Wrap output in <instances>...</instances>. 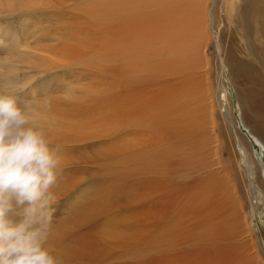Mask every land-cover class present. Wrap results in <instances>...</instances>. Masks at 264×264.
<instances>
[{
    "label": "bare ground",
    "instance_id": "bare-ground-1",
    "mask_svg": "<svg viewBox=\"0 0 264 264\" xmlns=\"http://www.w3.org/2000/svg\"><path fill=\"white\" fill-rule=\"evenodd\" d=\"M222 4L230 45L218 44ZM0 14L31 29L54 20L52 32L33 28L39 38L27 45L30 30L23 44L24 63L61 73L32 91L45 97L33 115L52 128L62 167L84 171L62 172L64 185L87 181L56 236L63 261L260 263L241 207L263 187L261 171L239 133L218 123L229 109L219 82L227 67L264 146V0H0ZM209 40L214 63L204 55Z\"/></svg>",
    "mask_w": 264,
    "mask_h": 264
},
{
    "label": "clouds",
    "instance_id": "clouds-1",
    "mask_svg": "<svg viewBox=\"0 0 264 264\" xmlns=\"http://www.w3.org/2000/svg\"><path fill=\"white\" fill-rule=\"evenodd\" d=\"M62 166L32 110L0 91V264H63L49 244Z\"/></svg>",
    "mask_w": 264,
    "mask_h": 264
},
{
    "label": "rangeland",
    "instance_id": "rangeland-1",
    "mask_svg": "<svg viewBox=\"0 0 264 264\" xmlns=\"http://www.w3.org/2000/svg\"><path fill=\"white\" fill-rule=\"evenodd\" d=\"M222 5L223 7H221L219 15H218L219 16L218 21L221 23L220 24L221 29L218 30V32L221 33L220 35L221 42L218 41V44L219 43L223 44V42L225 41V43L230 45V42H231V39L229 38L230 28H228L229 27L228 22H227L228 19L226 17V14H227L226 10H224V4ZM42 18L45 19L46 14L43 15ZM23 21L25 20L21 19L18 16V14H8V15L0 14V91L11 93L17 96L18 104L21 107H24L25 105H27L32 110V113H34L41 109V106H42V103L45 97L41 93H36V92L33 93L32 90L42 85L46 79L47 80L54 79L55 75H59L61 73L60 71H58L56 73L49 72L48 74L47 73L43 74V72H41L40 70L24 63L25 51L31 52V50L27 47V45H31V43H33L32 40H35L39 38L40 36L38 34L40 32H38L37 29L33 30V32H32V29L39 28L41 32L45 30L47 32H52V30H54V25H53L54 20L46 21L44 23H41V25H38V26H33L32 29L30 26H28L27 23L24 24ZM23 24L25 26H28V28L25 27ZM47 28H49L48 29L49 31L47 30ZM28 31L30 32L31 36L34 35L35 39L33 36L32 38L28 37L30 35ZM234 35L235 36L233 37H238V34L236 32ZM2 37H3V40H1ZM27 37H28V40L30 39L32 40L30 41L26 40ZM25 40L28 41L29 44L28 42H27V45L23 44ZM22 44L24 45V47L21 46L22 47L21 48L20 45ZM207 47L209 50H207L206 54L204 53V55L208 56L209 60H212L214 63L215 60L211 54H214V51H215V41H213L210 46L208 44ZM8 53H10L11 55L13 54L12 55L13 57L10 54L8 55ZM14 55L17 56V57L15 56L17 60L14 58ZM18 56L21 58H19ZM11 58H14V59L11 60ZM14 60H16V62ZM193 60L195 61L196 59H193ZM212 69H213V72H212L213 75L211 74L209 80L211 81L214 87V90H215L217 86V80H219L220 78L216 74V70L214 69V67H212ZM199 72L201 71H197L196 74H199ZM63 75L67 77L65 73ZM199 75L204 76L205 72L202 71ZM222 77H223L222 80H219V82L222 81L223 90H224L223 96H222L223 101L221 99V104L224 105L227 103L229 109L226 114H225L226 112L225 106H222V108L220 109V114L223 115V119L222 118L220 119V117L218 118L220 119L219 120L220 122L218 123V130L220 132L222 131L221 133L223 132L225 133L226 131L227 132L229 131L230 133L232 131V128H234V130L237 131L242 138L241 143L244 146V150H246L247 153L249 152L248 154H250L251 158L254 160V164H256L258 169L261 171V179L263 181V187L262 186L259 187L255 184L253 198H251L250 193L246 195V197L248 196L246 200H248L251 205L244 204V206L241 207V209H242L243 216H245L247 219L249 230L251 229L250 231H252V242H253V247L254 248L256 247L255 250L257 249L256 250L258 253L257 259H259L258 263L260 262L259 264H264V146L258 140V138L251 132L248 124L245 122L243 112L241 109V105H240V100L239 98L237 99V92L235 89V85L230 80L231 77L228 73L227 67H225V71L223 72ZM207 128H212V127L208 126ZM50 129L52 128H48V129L45 128V130H50ZM220 141H222L224 145L227 142L226 139H222ZM231 149L232 148H230V150ZM235 149L238 150V146L235 147ZM244 164L245 163H243V165ZM70 169H79L80 172H84L83 169L78 165L70 166V167L64 166L62 167V172L66 170H70ZM61 176L62 175H60V177ZM63 179L64 178L61 177V180L59 181L62 184L61 186L59 185L60 183L57 181V184L53 188V191L58 196V203L54 206L55 212L52 217L49 244H51L55 248L56 251H57V248H56L57 233H59L60 231H68L66 227V221L67 222L72 221V218H73L72 213L68 211V209L71 207L70 203L74 199L78 198V200H80L84 198L86 194V190H87V187H85L87 186L86 178L82 183H74L71 190H67V188L64 185L65 180ZM176 182H180V180L177 179ZM237 183L239 182L236 176L234 178V183L232 184L234 190H236ZM65 184L68 186L67 181L65 182ZM91 200H89V202ZM64 261H63V264H67L69 262V260L68 261L64 260Z\"/></svg>",
    "mask_w": 264,
    "mask_h": 264
}]
</instances>
